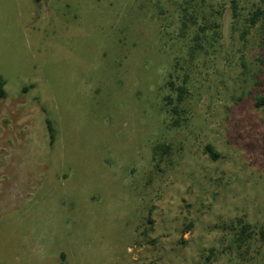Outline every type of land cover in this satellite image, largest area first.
Segmentation results:
<instances>
[{
	"label": "rangeland",
	"instance_id": "rangeland-1",
	"mask_svg": "<svg viewBox=\"0 0 264 264\" xmlns=\"http://www.w3.org/2000/svg\"><path fill=\"white\" fill-rule=\"evenodd\" d=\"M262 3L0 0V264H264Z\"/></svg>",
	"mask_w": 264,
	"mask_h": 264
},
{
	"label": "trees",
	"instance_id": "trees-1",
	"mask_svg": "<svg viewBox=\"0 0 264 264\" xmlns=\"http://www.w3.org/2000/svg\"><path fill=\"white\" fill-rule=\"evenodd\" d=\"M38 3L42 2L43 0H36ZM235 2V1H234ZM262 5L258 6L257 9L252 13L250 19H249V25L252 27L253 25H256L258 22H260L263 26H264V0H262ZM235 9H237V4L235 3ZM233 16H234V24H235V21H237V18L239 16V13H237V10H234L233 11ZM193 22L194 24H197V20L195 17H193ZM214 27H215V30L213 32L212 28H211V25H208V24H200L198 25V31H197V34L195 35V40H194V44L193 46L191 47V56L194 58L196 57V54L199 53V51H201L202 49V45L201 43H199V41L205 39L206 41H216L218 42V40L220 38H222V24L218 21H215V24H214ZM207 29H210V31L212 30V33L210 32L209 35H206L205 32L207 31ZM5 84H6V81L3 77L0 76V96H4L5 95V91H4V87H5ZM177 92H178V97H177V100H178V103H181L183 101V98H184V95L186 93V88L185 86L181 85V86H178L177 88ZM171 100V103L173 104V100L171 98H169ZM264 104V98H259L258 99V103H257V106H261ZM178 105V104H177ZM177 105H174L173 107V113L177 116V120L176 121H179V118L178 116H180V113H181V109L179 106ZM180 123V122H178ZM49 127L50 129H52V125L51 123H49ZM159 148L161 150H164L165 152L169 149L168 146L166 145H160ZM208 153L211 155V157L213 159H217L219 154L216 152L215 148L212 146V145H207L206 147ZM250 229V226H244L242 228V232H241V235H242V238L245 236V233L246 231Z\"/></svg>",
	"mask_w": 264,
	"mask_h": 264
}]
</instances>
